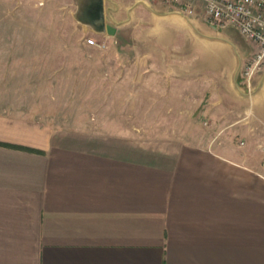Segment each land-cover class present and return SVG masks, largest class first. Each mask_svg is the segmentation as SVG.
<instances>
[{"label":"crops","instance_id":"obj_1","mask_svg":"<svg viewBox=\"0 0 264 264\" xmlns=\"http://www.w3.org/2000/svg\"><path fill=\"white\" fill-rule=\"evenodd\" d=\"M61 2L136 71L138 93L163 96L156 110L216 111L249 137L147 141L0 116V264H264V69L239 79L256 46L200 2L194 16L173 0Z\"/></svg>","mask_w":264,"mask_h":264},{"label":"rangeland","instance_id":"obj_2","mask_svg":"<svg viewBox=\"0 0 264 264\" xmlns=\"http://www.w3.org/2000/svg\"><path fill=\"white\" fill-rule=\"evenodd\" d=\"M63 6L61 0H0V116L71 133L129 131L147 141L225 133L244 148L248 129L220 126L216 111L156 110L163 96L138 93L143 80L134 78L136 71L116 67L104 42L79 29ZM249 61L239 75L243 82Z\"/></svg>","mask_w":264,"mask_h":264},{"label":"built area","instance_id":"obj_3","mask_svg":"<svg viewBox=\"0 0 264 264\" xmlns=\"http://www.w3.org/2000/svg\"><path fill=\"white\" fill-rule=\"evenodd\" d=\"M188 16L197 13L200 2L206 20L218 27L232 26L256 46L244 70V79L250 83L264 69V0H173Z\"/></svg>","mask_w":264,"mask_h":264},{"label":"trees","instance_id":"obj_4","mask_svg":"<svg viewBox=\"0 0 264 264\" xmlns=\"http://www.w3.org/2000/svg\"><path fill=\"white\" fill-rule=\"evenodd\" d=\"M25 149H27V150H31V151H32V149H29V148H25Z\"/></svg>","mask_w":264,"mask_h":264},{"label":"water","instance_id":"obj_5","mask_svg":"<svg viewBox=\"0 0 264 264\" xmlns=\"http://www.w3.org/2000/svg\"><path fill=\"white\" fill-rule=\"evenodd\" d=\"M110 32V31H109ZM112 34V32H110Z\"/></svg>","mask_w":264,"mask_h":264}]
</instances>
